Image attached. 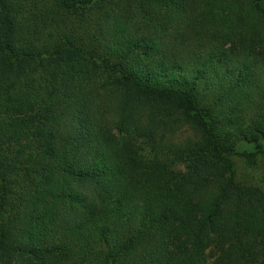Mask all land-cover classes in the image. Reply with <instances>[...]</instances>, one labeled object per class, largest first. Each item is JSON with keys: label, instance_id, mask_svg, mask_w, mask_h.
I'll use <instances>...</instances> for the list:
<instances>
[{"label": "trees", "instance_id": "16d2710c", "mask_svg": "<svg viewBox=\"0 0 264 264\" xmlns=\"http://www.w3.org/2000/svg\"><path fill=\"white\" fill-rule=\"evenodd\" d=\"M263 75L264 0H0V264H264Z\"/></svg>", "mask_w": 264, "mask_h": 264}, {"label": "rangeland", "instance_id": "374dc122", "mask_svg": "<svg viewBox=\"0 0 264 264\" xmlns=\"http://www.w3.org/2000/svg\"><path fill=\"white\" fill-rule=\"evenodd\" d=\"M264 78V75L262 76ZM236 180L243 184L255 185L264 188V152H258L253 156L232 155ZM177 170H183L180 165ZM210 262L217 256V252L211 248L208 250Z\"/></svg>", "mask_w": 264, "mask_h": 264}]
</instances>
